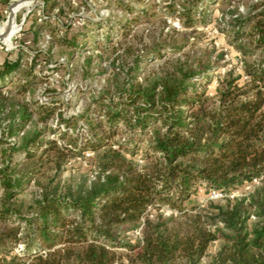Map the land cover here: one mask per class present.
I'll return each instance as SVG.
<instances>
[{"label":"trees","instance_id":"1","mask_svg":"<svg viewBox=\"0 0 264 264\" xmlns=\"http://www.w3.org/2000/svg\"><path fill=\"white\" fill-rule=\"evenodd\" d=\"M167 1L192 30L216 2ZM242 2L221 0L234 9L217 23L238 69L228 49L196 48L202 33H133L146 10L91 37L86 67L107 77L67 119L35 98L34 58L0 63V264H264V0ZM55 118L66 129L46 139ZM78 158L90 167L64 176ZM200 187L221 196L201 204Z\"/></svg>","mask_w":264,"mask_h":264},{"label":"rangeland","instance_id":"2","mask_svg":"<svg viewBox=\"0 0 264 264\" xmlns=\"http://www.w3.org/2000/svg\"><path fill=\"white\" fill-rule=\"evenodd\" d=\"M20 1L22 0H0V26L10 17V5L19 4ZM70 1L71 4L68 6L64 0H32L29 9L21 8L15 14L14 19L20 29L12 36L11 45L7 46L2 39V42L0 41V63L7 57L15 59L21 56L24 63L30 65L34 61L33 58L35 59V72L40 81L34 90L35 98L43 103L52 101L57 103V110L65 119L81 114L90 100L104 87L107 76L100 74L98 65L94 63L90 68L86 67V59L91 55L99 54L97 49L90 50L93 45L90 41H94L91 37L97 33L99 35L122 33L121 26L136 19L140 10L148 11L151 16L142 23L137 22L132 29L133 33H176V31L202 33L203 36L197 35L203 38L196 41V48H203L214 43L220 48L229 50L226 54L228 67L233 65L237 68L241 65L238 54L228 45L226 36L217 24L222 15L225 16L234 9L229 3L221 4V0H216L213 5L201 6L205 9L207 16L203 23H198L195 30L184 29L178 16L167 12V0H143L142 4L139 0ZM258 1L260 0H243L239 6V12H248L251 5ZM124 7L133 10L132 16L126 14ZM45 21L46 25L43 24ZM95 23L98 24L95 25ZM73 33L78 39L77 49L70 48L65 42H61L63 39L72 38ZM35 36H37L36 40ZM107 64L108 62L105 61L102 69ZM223 71L224 69L221 68L215 74L223 73ZM215 87L214 80L208 92L214 94ZM37 127L42 128L41 125ZM49 127L57 129L55 133L50 131L46 135V139L50 140L58 139L59 133L66 129L64 124L58 123L57 118ZM87 129L86 121L79 120L76 131L82 135L87 133ZM141 150L142 148L135 157L140 164H142ZM85 154L88 159L93 156L90 151ZM76 167L85 171L90 167V162L80 158L72 160L64 176L70 175ZM245 189H249V186ZM218 198L215 192L205 193V189L200 187L198 200L201 204ZM165 209L168 212V209ZM137 234L138 232H134L131 236ZM218 247V242L213 243L208 249L209 255L214 254ZM23 249V246H20L16 252H21Z\"/></svg>","mask_w":264,"mask_h":264},{"label":"bare ground","instance_id":"3","mask_svg":"<svg viewBox=\"0 0 264 264\" xmlns=\"http://www.w3.org/2000/svg\"><path fill=\"white\" fill-rule=\"evenodd\" d=\"M32 0H22L15 8H13L12 12H10V17L7 21L3 22V24L0 26V36L1 39L4 41V43L7 46L11 45V38L14 34H16L20 26L15 22V14L17 11H19L21 8L29 9L31 7Z\"/></svg>","mask_w":264,"mask_h":264},{"label":"water","instance_id":"4","mask_svg":"<svg viewBox=\"0 0 264 264\" xmlns=\"http://www.w3.org/2000/svg\"><path fill=\"white\" fill-rule=\"evenodd\" d=\"M16 6H17V4H11L10 8H9V11L12 12L13 8H15ZM0 41L2 42L1 36H0Z\"/></svg>","mask_w":264,"mask_h":264},{"label":"built area","instance_id":"5","mask_svg":"<svg viewBox=\"0 0 264 264\" xmlns=\"http://www.w3.org/2000/svg\"><path fill=\"white\" fill-rule=\"evenodd\" d=\"M216 193V197H220L221 195H220V193H217V192H215Z\"/></svg>","mask_w":264,"mask_h":264}]
</instances>
